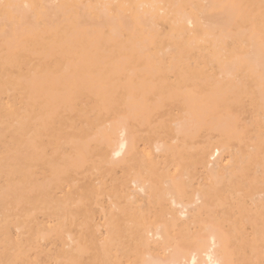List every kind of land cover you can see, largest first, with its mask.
Listing matches in <instances>:
<instances>
[{
  "label": "bare ground",
  "instance_id": "obj_1",
  "mask_svg": "<svg viewBox=\"0 0 264 264\" xmlns=\"http://www.w3.org/2000/svg\"><path fill=\"white\" fill-rule=\"evenodd\" d=\"M246 99L252 115L243 122L238 115ZM154 124L162 132L151 128L145 135L143 127ZM201 134L207 143L197 148L198 162L211 176L221 179L220 159L231 143L237 150L224 169L228 178L264 174V0H0V171L16 179L0 194V208L23 210L22 179L32 176L26 164L41 161L47 211L87 207L79 178L119 164H139L129 201L143 211L159 186L144 180L143 169L145 178L155 172L145 169L139 144L155 139L157 155L167 154L173 147L165 139L183 145L190 139L195 147ZM165 184L159 197L169 203L168 221L155 226L145 215L130 219L139 230L129 242L153 250L173 243L177 231L191 240V212L203 197L189 191L184 202L171 179ZM68 187L72 191L57 199L55 191ZM252 202L253 217L240 203L232 224L238 233L252 223L257 233L247 247L254 257L264 245V194ZM60 228L51 233L62 240ZM7 235V221L0 219V237ZM195 242L190 252L169 247V260L148 256L139 264H255L258 258L243 254L239 262L228 235L211 225Z\"/></svg>",
  "mask_w": 264,
  "mask_h": 264
},
{
  "label": "rangeland",
  "instance_id": "obj_2",
  "mask_svg": "<svg viewBox=\"0 0 264 264\" xmlns=\"http://www.w3.org/2000/svg\"><path fill=\"white\" fill-rule=\"evenodd\" d=\"M160 29L166 31L167 26L160 25ZM4 102H8L7 97L4 98ZM248 103L249 101L246 99L244 110L238 115L243 119V122L251 119L252 110L248 107ZM177 114L175 111L173 115ZM151 128L156 129L158 135L162 132L159 129V124H154L151 127L147 125L143 127V130L146 131L145 135L150 132ZM211 135L214 137L212 143L215 145L218 135L217 133ZM195 140L196 144L193 147L190 145V139L185 145L182 142H175L173 139H165L166 145L170 148L173 147V150L168 151L167 154L159 153V155L153 149L155 148L153 147L155 139L139 144V153L148 163V167L145 169L148 172L150 170L155 172V176L149 175L150 177L145 178L147 171L145 172L143 169L141 172L144 180H149L159 186L152 191L143 211L135 210L138 206L129 201V192L134 188L132 181L139 171V164L131 165V167L119 164L111 171H103L104 173L100 176L96 174L93 177H80L78 193L83 202H87V207H82L77 212L76 206L73 205L69 211L65 212L47 211L44 206L45 195L42 189L47 179L44 164L41 161L26 164L28 169L32 170L31 177L24 176L22 179L26 205L23 210L18 209L16 205H4L3 208H0V219L7 221L8 224L7 238L0 237V264H139L140 259H146L148 256L169 260L171 255L167 251L169 247H176L183 252L194 250L197 246L195 242L197 235H201L207 225L228 235L230 250H233L239 262H241L243 254H246L253 259L258 257L255 264H264V245L259 255H254V257L247 247V243L253 240L257 233L252 223L248 222L242 225L243 227H237L238 233L233 231L232 224L233 213L240 203L247 210L246 216L253 217L251 212L255 213V205L252 198L257 194H264V174L256 175L252 170L249 171L245 180H241L239 176L228 178L227 171L224 169L227 170L232 164L230 155L237 150L236 143H231L232 149L225 151L220 159L221 170L218 176L221 179L215 178L211 176L212 174L209 173L205 165L198 162L197 148L207 143L205 135L201 134ZM209 152L211 153L212 150L210 149ZM150 159H153L154 166L150 164ZM171 159H179L180 162H173ZM0 174L3 175H0V194H2L7 191L9 185L14 184L16 179L8 170L0 171ZM170 179L175 184L172 185L179 190L180 197L184 202H188L190 198L187 194L189 191L193 196L192 192H200L203 197L199 209L191 212L190 224L192 225L188 231L191 240L184 241L177 231L174 235L178 238L173 243L162 242L153 250L144 247L136 240L129 242L130 233L139 230L134 223H132L133 225L130 223V219L138 221L142 215H145V219L155 226L162 223L163 219L168 221L169 203L161 200L159 191L162 188L166 189L165 182ZM218 182L219 185H217ZM71 191L70 187L66 188L64 192L56 190L55 196L59 200L64 199L66 193ZM220 197L225 201L224 204L219 202ZM70 214L75 215V223L70 222ZM195 214L199 217H195ZM56 215L58 216L56 217ZM262 217L264 221V211ZM63 223H65L64 227L61 226ZM55 227H61L59 232L63 234L62 240L51 233ZM114 229H117L118 232H114ZM262 230L264 233V225ZM69 235L71 237H68ZM216 254H218L217 251ZM191 258L193 257L188 260Z\"/></svg>",
  "mask_w": 264,
  "mask_h": 264
}]
</instances>
